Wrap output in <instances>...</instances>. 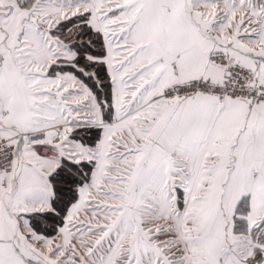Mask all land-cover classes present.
Listing matches in <instances>:
<instances>
[{"label":"snow or ice","instance_id":"obj_1","mask_svg":"<svg viewBox=\"0 0 264 264\" xmlns=\"http://www.w3.org/2000/svg\"><path fill=\"white\" fill-rule=\"evenodd\" d=\"M0 264H264V0H0Z\"/></svg>","mask_w":264,"mask_h":264}]
</instances>
